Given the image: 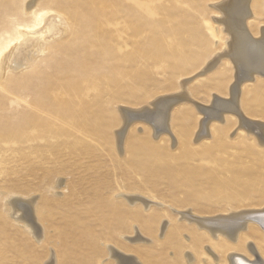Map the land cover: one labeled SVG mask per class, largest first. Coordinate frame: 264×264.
<instances>
[{
  "label": "rangeland",
  "instance_id": "rangeland-1",
  "mask_svg": "<svg viewBox=\"0 0 264 264\" xmlns=\"http://www.w3.org/2000/svg\"><path fill=\"white\" fill-rule=\"evenodd\" d=\"M39 1L27 14L28 0H0V41L6 28L23 18L35 25L33 13L44 20L52 16L50 23L83 10L100 18L86 26V39L78 38L79 21L69 20L63 36L48 43L45 56L31 67L0 72V264H44L48 258L56 264H114L109 245L138 256L141 264H228L230 251L245 253L244 246L211 240L206 230L170 209L202 217L264 210V145L246 130H236V118L213 123L212 137L197 143L201 114L187 102L172 113L177 145L138 120L125 134L123 151L117 140L121 108L142 110L178 92L204 106L214 95L229 97L236 73L230 60L197 75L230 40L217 8L226 0ZM74 1L84 8L69 5ZM253 8L256 16L247 25L259 36L264 0H255ZM80 62L85 72L75 78L82 72ZM16 80L27 101L8 92ZM241 94L244 114L264 121V80L245 84ZM35 99L53 114L34 110ZM123 193L164 207L132 206ZM15 197L36 201L44 227L40 242L12 216ZM163 221L170 227L160 238ZM137 226L151 244L125 239ZM259 231L254 226L242 241L264 248ZM206 245L217 248L221 259L204 250Z\"/></svg>",
  "mask_w": 264,
  "mask_h": 264
},
{
  "label": "bare ground",
  "instance_id": "bare-ground-1",
  "mask_svg": "<svg viewBox=\"0 0 264 264\" xmlns=\"http://www.w3.org/2000/svg\"><path fill=\"white\" fill-rule=\"evenodd\" d=\"M38 1L39 0H28L24 8L27 14L34 12V9L38 5ZM254 1L255 0H226L217 6V8L222 13V19L219 21H221L224 30L226 33H228L230 40L227 42L226 50L224 52L222 51V53H218L214 60L208 63V65H206L201 71L197 72V75L202 73L205 75L206 72L213 70L220 64V62L224 61V59L230 60L236 69V73H234V80L230 85L229 97L224 98L219 97V95H214L211 104L204 106L191 98L187 92H178L179 94L177 93L174 95H167L165 97H160L161 99L158 97L156 101L154 100V102L151 103L150 107L147 106L142 110L139 109L136 111L126 107L121 108L120 111L123 123L122 127L117 131V140L121 151L126 148L124 144L125 134L127 133V130L131 124L136 120H138L137 122H141L142 124L150 126L154 130L156 137L160 138L167 135L173 139V144L177 145L178 138L174 136L172 133L173 130H171L172 113L173 109L177 105L187 102L194 104L196 109L201 114V118L198 123L199 128L196 130V135L194 137L197 143L203 142L212 137L211 128L213 123L224 124L226 123V118L233 116L236 118L238 123L236 130H246L249 134L256 136L260 144L264 145V121L254 120L247 117L241 109L242 105L240 107L242 86L247 83L256 82L258 78L264 80V26L260 27L258 33L259 36H254L249 31V26L247 25L249 20H253L256 16V12L254 13L255 10H253ZM142 2L145 1L142 0ZM69 5L75 6L77 9L84 8V5L78 1H74L71 4L69 3ZM42 9L38 10L41 11ZM33 14H37L34 15L35 20H33V22L35 21V25L30 24V22L28 23V19L23 18L21 23H15L14 25H10V28H6L8 29V33H5V38L0 41V52H2L0 54L1 73H6L7 75L9 72H15V70L23 68L26 69L27 66L31 67L30 65L35 61V59L45 56L44 53L47 50L48 43L57 41L60 36H63L64 32L62 28L68 29L69 20L79 21V33L81 35L78 38L81 39L87 36L85 33L86 26L92 25L89 24V22L95 16L96 17L93 22L99 21L100 18V16L97 15V12H94L93 10H83L71 15V17L68 19L64 15H59L56 20L50 23L49 20L52 19V16L49 18V15H47L48 18L44 20L41 18L40 14ZM25 16L27 17V15ZM32 19L33 18H31V21ZM77 21L76 23H78ZM82 33L84 35H82ZM78 38L76 36L75 39L77 40ZM74 48L75 47L69 46V51L72 49L74 50ZM86 49L87 48H85V50ZM65 53L63 55H66ZM78 64L81 66L80 71L82 72L77 71V73L73 75L75 78H77V76L80 74L82 75L83 69L85 67L83 66L84 64L82 65V62ZM69 66L68 70L71 71ZM66 72L67 71L65 70L62 71L64 76L67 75ZM15 83L17 86H15ZM24 83L27 85L26 82ZM186 84H188V82ZM19 86L18 80L14 81L13 83L9 84L8 92L20 96L23 98V101H27L26 98H24V91H22V87ZM33 105L35 107L34 110L36 111H39L45 115L53 114L52 109L46 107L37 99H35ZM54 112L58 114V112L55 110ZM63 120H66L64 121L66 123L68 122L66 118H63ZM122 196L132 206L139 204L143 206L144 209L146 208V210H150L154 206L158 208L164 207L161 202L152 200L142 195L123 193ZM35 202L36 201L33 199L15 197L13 200H11L10 206L12 208V216L16 222H22L24 227L27 228L28 232H30L34 238L40 242L42 240V236H44V227L37 219V208H35ZM170 209L181 219H185L186 221L194 224L196 227L206 230L211 240L219 241L223 239L224 241L231 243L232 246H244L246 251L245 253L239 251H230L227 254V260H229L228 264H264V256L262 255L261 251L264 250V248L261 249V247L256 243H253L252 240L246 241L247 238L250 237L248 236L250 233L246 235L247 232L253 230L254 226H257L261 230L259 232H261V238L264 244V210H237L226 215L202 217L194 213L192 214V212L185 213V211L182 212L178 209L175 210L172 207ZM169 227V221H163L161 223L159 230L160 238H163L166 235ZM254 230L257 229L255 228ZM242 238L246 240L243 239L244 241H242ZM125 239L132 245H147L151 244L152 242L150 238H146V236L142 234L140 230H138V226L137 228L134 227V234L132 236L125 237ZM213 247L206 245L204 250L207 249L211 255L218 257L220 260V254L216 251L217 248L215 249V247ZM124 252H122V250L120 251V249H117L114 246H108L109 258L114 261V264H141V260L139 261L138 256L136 257L134 255L128 254V252ZM188 258L190 261L194 259L190 254H188ZM44 264L56 263L54 259L48 258Z\"/></svg>",
  "mask_w": 264,
  "mask_h": 264
}]
</instances>
